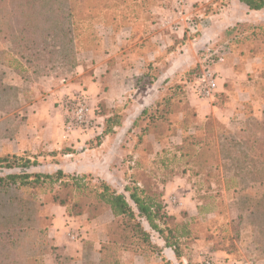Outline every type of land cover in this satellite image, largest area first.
<instances>
[{"label": "rangeland", "instance_id": "374dc122", "mask_svg": "<svg viewBox=\"0 0 264 264\" xmlns=\"http://www.w3.org/2000/svg\"><path fill=\"white\" fill-rule=\"evenodd\" d=\"M215 1L225 4L228 0ZM69 2V16L65 22L59 18V15L67 14L65 4L59 2V10L57 3H51L47 7L51 10L47 17L39 16L33 27L28 25V33L34 40L27 48L21 45L22 33L16 30L18 21H13L12 16L9 23L0 19V158L14 155L36 162L27 168L0 166V176L22 172L51 173L62 165L66 174L83 175L89 186L104 180L95 173L69 171L68 153L73 150L72 144L50 147L43 143L42 137H38L37 144L31 149H28V143L25 144L36 142L33 138L36 132L49 129L48 125L53 121L65 134H70L92 129L97 115L109 113L103 102H92L82 79L97 70L105 59L104 54L110 55L112 61L116 60L113 55L121 46L120 40L130 38L132 25L149 20L160 31L176 33L160 26L171 12V0ZM189 2L188 11L195 21L184 35L193 38L201 31L200 24L207 22L205 16H197L190 10ZM198 2L203 3L202 13L214 9L209 1ZM250 43L258 44L257 50L261 54L250 52ZM232 49L236 57L230 54ZM203 50L201 66L173 81L162 102L147 109V125L136 138L134 152H139L143 163L156 164L160 168L132 174L125 185L130 189L136 184L131 181L150 182V191L157 193L162 192L157 181L175 175L187 178L183 186L191 191L192 199L181 206L180 192L172 191L174 195L166 200L163 198V204L168 214L182 210L176 215L177 220L191 225L197 238L180 241V254L176 259H168L162 248L137 255L118 247L116 258L112 257L110 263L117 260L118 264H204L205 259L211 258L218 264H244L247 261L264 264V61L258 66V73L249 77L253 79L255 98L238 105L242 100L233 94L237 99L233 111L237 119L225 123V116L221 121L209 115L207 120L197 122L196 112L190 104L191 97L202 98L194 92L193 86L207 64L218 78L219 64L224 60L235 62L234 71L239 74L226 78L230 91H234L238 80H245L243 75L251 74L244 72L247 59L259 57L264 60V25L258 30L237 24L224 39L207 43ZM15 54L23 56L19 65L10 64ZM218 57L221 60H217ZM222 94L224 97H218V100L227 116L229 97ZM76 97L87 100L91 108L90 124L67 130L66 103ZM156 147L159 152L154 154ZM80 149L75 147L77 152ZM124 154L125 157L133 155ZM108 185L117 191L113 185ZM49 190L45 186L38 189L0 186V260L5 262L11 257L13 261L8 262L11 264H27L28 260V264H97L100 244L108 239L106 233L111 215L104 212L88 218L86 212L69 214L67 209L73 200H82L79 192L70 188L67 203L62 206L50 202L52 192ZM196 198L198 208L201 207L198 214L182 215L185 206L193 207ZM60 210L64 211V221L56 223L55 217ZM175 222L169 219L165 224L173 226ZM145 224L143 222L144 227ZM82 226L88 229L82 230ZM71 233L76 237L72 239ZM156 237V232L150 230L154 244ZM217 247L224 250H215Z\"/></svg>", "mask_w": 264, "mask_h": 264}, {"label": "crops", "instance_id": "0c3cea01", "mask_svg": "<svg viewBox=\"0 0 264 264\" xmlns=\"http://www.w3.org/2000/svg\"><path fill=\"white\" fill-rule=\"evenodd\" d=\"M189 1L190 10L197 16H205L204 19L207 22L206 25L200 24L201 31L197 36L190 38L180 31L175 34H168L157 29L156 24L149 20L132 25L129 30L130 38L126 41L121 39L119 42L121 46L113 55L116 60L112 61L109 59L110 55L104 54L105 59L99 63L97 70L92 71L89 77L84 76L82 79L84 90L92 102H103L110 110L109 113L97 115L96 125L84 132L75 131L65 134L53 121L48 125L49 129H40L36 132L33 137L36 142H26L25 145L27 143L29 145L28 149H31L33 144H37L38 137H42L43 143L49 144L50 147H60L66 143L72 144L70 147L73 150L68 153L70 163L67 167L71 169L69 171L95 173L108 184L113 185L118 192H123L125 195H128L124 189L129 181L128 176L135 173H146L153 168L156 170L160 168L156 164L148 166L147 163H143L139 152H134L137 145L136 138L147 125L146 114H141L142 111L162 102L165 92L170 89L173 81L180 80L186 72L201 66L205 55L203 48L207 43L224 39L225 34H228L237 24H242L245 29L257 27L258 30L264 25V10L248 9L239 0H228L225 4L217 3L215 0H204L214 5V9L208 13H202L201 6L203 3L198 2L200 0H196L197 2L194 3V0ZM257 46L258 44L254 46L250 43V52L259 53ZM232 50H230V54L236 57V53ZM247 60L244 72H251V74L243 75L245 80H238L234 91H230L226 78L239 74L234 71L235 62L231 63L230 60L227 63L224 60L222 64L217 66L219 76L216 79L215 95L219 93L228 95L229 99L226 103L228 108L226 109H228L229 115L226 116L223 106L215 101V95L211 98L195 99L191 97L190 104L193 105L196 112L197 122L206 119L209 115H214L221 121L225 116L226 119L223 121L225 123L230 122L237 119L233 113L237 99L242 100V102L238 101V105H243L246 101L255 98L256 90L251 84L253 79H249V77L253 73H258V66H261L264 60L259 57H249ZM233 94L236 95L237 99L233 97ZM113 108L117 111L113 112ZM231 109L233 110L230 111ZM111 116L115 117L119 123L113 125L109 131L104 132L106 119ZM156 144H158L157 141ZM75 147H80V151L77 152ZM126 152L133 155L125 157L124 153ZM157 152H159V147L155 148L154 154ZM97 155L98 158L96 159ZM57 168L64 169L62 165L57 166ZM187 180L182 175H175L164 181H156L162 189L164 200L168 196L174 195L171 194L172 191L180 192L178 197L182 206L192 199L191 191L188 192L183 186ZM131 182L132 184L139 183L138 181ZM196 201L191 208L185 206L184 209L186 210L183 211L186 215L198 214V198ZM180 211L178 213L177 210H173V213L179 215ZM63 213V210L58 212L55 217L56 223L64 221ZM145 228L150 231L147 223ZM81 229L86 230L88 228L82 226ZM156 238V244L162 248V252L167 255V258L176 259L173 249L165 246L164 240L158 234ZM225 264L233 263L227 262Z\"/></svg>", "mask_w": 264, "mask_h": 264}, {"label": "trees", "instance_id": "16d2710c", "mask_svg": "<svg viewBox=\"0 0 264 264\" xmlns=\"http://www.w3.org/2000/svg\"><path fill=\"white\" fill-rule=\"evenodd\" d=\"M239 1L246 5L248 9L264 10V0ZM59 2L65 4L67 14L59 15V18L65 22L69 16V0H0V19L8 21L12 16L13 21H18L17 25L19 28L15 29L22 33L20 34L21 45L27 48L34 40L28 33L30 31L27 28L28 25L30 24L29 26L33 27L39 16L47 17V14L51 13L50 8H47L51 3H57L56 8L59 10ZM25 40L27 41L24 44ZM15 55L17 57H12L10 64L15 63V65H19L20 59L23 56L20 54ZM221 96L224 97L222 93H219L215 97V101L219 104L221 101L218 100V97ZM146 113L147 109H144L141 114ZM118 123L115 117H108L105 122L104 132L109 131L113 125H117ZM35 164V161H30L28 158H18L14 155H5L0 158V166L2 167L19 166L27 168ZM161 166L167 167L166 165ZM149 183L135 184L130 189L125 187V191L128 192V195H125L123 192H118L114 188H111L104 180H100L99 183L89 186L85 182L83 175L66 174L61 168L51 173L22 172L0 176V186L7 185L14 189L18 187L28 189L48 187L50 189L49 192H52L51 199H49L50 202L62 206H65L67 203L68 193L71 192L69 189L73 188L77 190L82 200H73V204L67 209L69 214L80 215L86 212L88 218H91L104 212L109 213L112 220L107 228L106 234L108 239L106 242L100 244V258L97 264H118L117 260L110 263V259L116 256L115 251L118 247L137 255H145L146 250L161 251V247L151 241L150 231L144 227L143 222H146L150 230L155 231L164 240L165 246L173 249L176 257H179L180 254L178 248L180 241L192 237L197 238L191 225L177 220L175 214H168L165 211L162 198L163 193L160 191L157 193L150 191L151 185ZM200 210L201 207L198 208V211ZM182 215L186 216V213L183 212ZM169 219L176 221L173 226L165 224L166 220ZM215 250L224 249L217 247ZM7 260L5 262L0 260V264H11V262H8L12 258H7ZM28 263L29 260L27 261Z\"/></svg>", "mask_w": 264, "mask_h": 264}, {"label": "built area", "instance_id": "2783aa9c", "mask_svg": "<svg viewBox=\"0 0 264 264\" xmlns=\"http://www.w3.org/2000/svg\"><path fill=\"white\" fill-rule=\"evenodd\" d=\"M188 0H171V12L168 14L166 19L160 22L161 27H167L172 32H184L191 25H194L193 15L188 11ZM221 60L218 57L217 60ZM216 74L215 71L207 64L198 75L194 82V92L202 97L209 98L216 91ZM91 108L87 100L82 97H76L75 100L66 103V112L69 120L66 124V129L69 130L73 126L86 127L90 124ZM174 200V198H171ZM70 237L75 238V234L71 233ZM204 264H218L213 259L207 258L203 262ZM244 264H256L253 261H247Z\"/></svg>", "mask_w": 264, "mask_h": 264}]
</instances>
